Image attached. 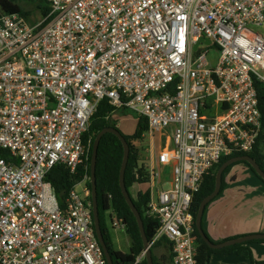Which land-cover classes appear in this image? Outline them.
<instances>
[{"label": "built area", "instance_id": "1", "mask_svg": "<svg viewBox=\"0 0 264 264\" xmlns=\"http://www.w3.org/2000/svg\"><path fill=\"white\" fill-rule=\"evenodd\" d=\"M47 2L34 22L0 14V262L108 264L88 176L65 198L47 181L56 166L87 164L106 101L108 118L129 110L148 124L147 216L159 221L150 246L166 239L172 264H197L194 196L262 128L264 36L251 28L264 26V0ZM203 38L211 44L195 50ZM144 261L145 250L131 264Z\"/></svg>", "mask_w": 264, "mask_h": 264}, {"label": "trees", "instance_id": "2", "mask_svg": "<svg viewBox=\"0 0 264 264\" xmlns=\"http://www.w3.org/2000/svg\"><path fill=\"white\" fill-rule=\"evenodd\" d=\"M50 11L51 8L47 0H0V14H20L33 22V16L38 15L40 17H46L49 15ZM256 87L258 92L259 108L262 116V128L257 138L256 145L254 146L251 152L234 153L220 160V162L216 165L212 173L205 179V182L203 183L200 191L197 192L194 196L192 204V213L195 221L201 202L207 196L213 193L216 186L217 172L226 161L234 157L247 155L252 157L258 163L260 168L264 171V84L257 83ZM113 111L114 108L109 106L106 101H103L99 106L97 113L93 115L89 132L87 134V137L91 140V146L90 159L86 165L80 166L74 174L70 173V171L64 166H56L49 173L47 181L53 184L54 188L57 191V194L62 198H65L70 192V190L76 184L82 182L86 176H88L89 178L87 185L91 189V159L94 142L98 134L105 128L112 127L119 130V128L117 127V122L112 117L108 118L109 115H112ZM124 115L126 116L127 114ZM147 131L148 124L147 121L143 118L138 119V127L136 129V132L132 136H126L120 131L127 140L128 144L130 145V157L125 174V183L129 192L134 185L145 184L148 180L147 171L145 170L142 161V150L137 144V141L143 140V134ZM2 155L7 158L9 157L8 152H3ZM123 158L124 147L120 139L114 134L104 135L101 139L98 148V157L96 165L97 199L101 230L103 233L104 241L109 249L114 264H131L134 258L144 251L143 240L141 237L139 226L137 224V220L133 212L131 211L129 205L127 204L120 188V171L122 167ZM239 164H245L251 170V172L254 173L262 181V183H264V180L258 176V174L255 172V170L250 164L246 162H238L230 165L224 171L222 176L221 191L219 195H221L227 187L226 178L230 173L231 169ZM130 195L136 208L142 216L146 236L149 241H151L157 232V229L159 227V221L156 218L147 216V204L149 201L148 192H141L136 197H133L131 192ZM110 210H114L117 213L119 219H123L126 225V231L132 238V247L130 249V254H125L115 250L112 244L109 230L107 228L105 220V212ZM206 210L203 216V229L205 232L206 230L204 225ZM194 237L198 248L197 264H211L212 257L217 254L227 255L237 252L240 255L243 253V251L247 249V247H245L246 244H264V240H256L244 244H238L235 246L223 248L221 250H214L211 249L201 238L195 223ZM239 237L230 238L222 242ZM161 246H163V248L167 252L161 258H159L157 255H155L154 250L158 249ZM152 252L154 264H172L173 255L171 253V244L168 240L163 239L158 242L152 247ZM143 264H147V262L144 261ZM248 264H264V260L255 261L253 259Z\"/></svg>", "mask_w": 264, "mask_h": 264}, {"label": "rangeland", "instance_id": "3", "mask_svg": "<svg viewBox=\"0 0 264 264\" xmlns=\"http://www.w3.org/2000/svg\"><path fill=\"white\" fill-rule=\"evenodd\" d=\"M39 18H40V16H38V15H35L32 17V19L34 21L38 20ZM251 29L254 32L261 33L264 36V26L252 27ZM217 57H218V53L216 52L215 47H212L210 59L215 61L217 59ZM124 114H127V115L125 116ZM114 116H115L114 119L117 122V127L119 128V130L124 135L132 136L136 132V129L138 127V119H139L137 113L129 111V110H117L114 112ZM137 144L139 145L140 149L142 150V159L144 160L145 155H146L144 152H146V150L149 148V146L151 144L150 135L147 134L146 137L144 138V140L143 141H137ZM245 167L249 171L248 167L245 164L236 165L231 169V173H233V175H236V177L235 176L230 177L232 185H238V184H244V183H249V185H250L252 180L259 183V184H264L254 173H251V171H249V173H248L249 177H247L246 174H242V173L239 174L238 173L239 170H244ZM227 178H228V176H227ZM227 178H226V186L228 185L227 184ZM83 187H84V185L79 184L77 186V191L79 193H82ZM165 188H168V187H165ZM143 189H147V186L145 184H141L140 191L143 192L142 191ZM136 190H139L138 186L132 188L130 191L133 197H135L134 194H136ZM247 195L252 196V193H247ZM248 196H247V200L245 202L243 201V198L245 197L243 194H239V197L236 200V199H234L233 195H229L228 186H227L226 189L222 192V194L217 196L209 204V206L207 207L206 213L208 215L211 212L212 208H215L216 205L223 204V206H221L222 210L220 211L219 216H218L219 219L215 220V222H214L215 226L221 225L222 219H224V220L232 219V216L234 214H235L234 216H236L235 220H237V222H239V220L242 221L244 217H245L244 221L251 220L252 216H253L251 213L255 212L251 209V206L256 204L258 199H255L254 201H250V200L248 201V199H249ZM262 201H264V200H262ZM248 214H251V215H248ZM262 214H264V209H263ZM230 215H232V216H230ZM255 216L256 215H254L253 217H255ZM115 218H116V215L113 213V211L110 210V211L105 212L106 225H107V228L109 230V234L111 237L112 244H113L115 250L120 251V252L125 253V254H130V249L132 247V238L127 233L125 228H114L112 226V220ZM206 221H205V225H204L206 233L208 234L209 238L213 242L219 243V242L215 241V239L212 237L213 236L212 229L210 228L209 224ZM166 252L167 251L163 248V246L154 250L155 255H157L159 258H161L164 254H166ZM235 257L237 258V256H235ZM218 263H216V261L211 262V264H218ZM242 263H245V262H242ZM223 264H228V263H223ZM237 264H241V263L238 262ZM245 264H248V263H245Z\"/></svg>", "mask_w": 264, "mask_h": 264}, {"label": "water", "instance_id": "4", "mask_svg": "<svg viewBox=\"0 0 264 264\" xmlns=\"http://www.w3.org/2000/svg\"><path fill=\"white\" fill-rule=\"evenodd\" d=\"M200 43H205L207 45H210L211 41L209 39H205V38L201 39L195 45V47H194L195 50L198 49V46ZM197 53H199V52H197ZM106 134H114L115 136H117L120 139V141L123 144L124 158H123L122 167H121V171H120V188H121L122 194H123L127 204L129 205L131 211L133 212V214L137 220V224L139 226V230H140L141 237L143 240L144 250L146 251V262H147V264H154L152 247L150 246V241L147 238L146 233H145L142 216H141L140 212L138 211V209L136 208V206H135V204L131 198L130 192L128 191V189L126 187V183H125V174H126L127 165L129 162V157H130V145L128 144L127 140L122 135L120 130H118L116 128H112V127L103 129L98 134V136L94 142V145H93V153H92V159H91V192H92L93 217H94V225H95L96 235L98 237L99 243L101 244V246L104 249V253H105V256L107 259V263L108 264H114L112 261V257L110 255L109 249H108V247L104 241L103 233H102L101 226H100L99 208H98V199H97V183H96V165H97V157H98V148H99L102 137ZM238 162H246V163L250 164L252 166V168L255 170V172L258 174V176L264 180V171L260 168L258 163L252 157L247 156V155L231 158L230 160L226 161L219 168L217 175H216L215 189H214L212 194L207 196L201 202L200 208H199V211L197 214V218L195 221L196 228H197L201 238L204 240V242L211 249H214V250H221L223 248L235 246L238 244H244V243L251 242V241L264 240V233H256V234H249V235H246L243 237L235 238L232 240H228V241L216 244L207 236L206 232L203 229V216H204L206 207L208 206V204H210L219 195V193L221 191L222 176H223L224 171L230 165L238 163ZM0 264H2V263L0 262Z\"/></svg>", "mask_w": 264, "mask_h": 264}, {"label": "crops", "instance_id": "5", "mask_svg": "<svg viewBox=\"0 0 264 264\" xmlns=\"http://www.w3.org/2000/svg\"><path fill=\"white\" fill-rule=\"evenodd\" d=\"M249 169V168H248ZM249 171H251L249 169ZM249 171L245 167L244 170H239L238 173L246 174L247 177H249ZM236 173V172H235ZM252 173V172H251ZM235 176L233 173L228 174L227 178V186H228V193L229 195H233L234 199L237 200L239 197V194H243L245 197L243 198V201L245 202L247 200V193H252V196H248V201H254L255 199H258L256 204L251 206V209L255 211L254 213H251L253 216L256 215L255 217L252 216L251 220H239L237 222L236 216H232V219L230 220H221V225H214L215 220H218V216L220 211L222 210L223 204L216 205L215 208H212L211 212L205 216V221L209 224L210 228L212 229L213 232V238L217 242H222L224 240L234 238V237H243L249 234H256V233H264V214H262L263 209H264V184H259L255 181H251V184L249 183H244V184H238V185H232V182L230 180V177ZM146 185V184H145ZM138 186L139 190H136L135 197L141 193V184H136L132 188ZM147 186V185H146ZM131 188V189H132ZM146 189H143L142 191L145 192ZM131 191V190H130ZM142 192V193H143ZM243 202V203H244ZM242 203V204H243ZM241 206V205H240ZM253 207V208H252ZM255 207V208H254ZM257 207V208H256ZM248 214V215H251ZM214 227V228H213ZM245 247L247 249L243 251L242 254L233 253V254H227V255H214L212 257L211 262L216 261L218 264H223V263H228V264H237L245 262V263H250L253 259L255 261L259 260H264V244H259V243H250L246 244ZM237 256V258L235 257ZM252 256V257H251Z\"/></svg>", "mask_w": 264, "mask_h": 264}]
</instances>
